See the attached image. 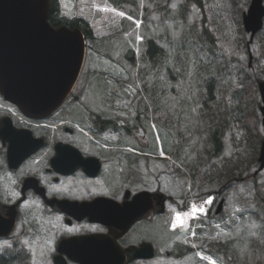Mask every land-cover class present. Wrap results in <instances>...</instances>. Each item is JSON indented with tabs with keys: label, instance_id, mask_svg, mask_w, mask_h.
Returning a JSON list of instances; mask_svg holds the SVG:
<instances>
[{
	"label": "rangeland",
	"instance_id": "1",
	"mask_svg": "<svg viewBox=\"0 0 264 264\" xmlns=\"http://www.w3.org/2000/svg\"><path fill=\"white\" fill-rule=\"evenodd\" d=\"M113 1L120 0H57L58 17L66 20L84 19L90 26L93 37L98 40L96 44L93 39L86 40L85 59L80 75L65 101V106L68 105L71 110L65 111L64 116L69 118L70 123L78 124L83 129H96L97 116L117 119L118 121H113L117 127L112 128L110 125L108 129L111 131L105 132L102 137L90 139L92 145L105 144L104 147L112 149L121 142L123 145L128 144L138 149L143 145L144 151L147 149L154 151L151 157L145 153L142 157H149L145 159L151 162L152 166L155 165V171L158 172L156 181L160 189L167 193L174 189V194H177L180 187L188 194L198 195L196 192L199 188L195 185L200 184L198 172H203L199 169L203 165L193 166L191 162L199 158L206 159V150L213 153L210 157L212 161L203 166L209 168L205 170L206 173L211 174L215 171L212 169L214 167L221 168L224 162L233 169V173L227 176L228 178L225 177L224 181L219 175L210 178V181L206 180L208 175L205 176L206 179L203 178L204 205L205 200H209L210 197H230L226 213L231 216L223 220L224 224L220 221V226H217L212 223V216L204 218L203 215V221L207 220L204 224H212V227H209L211 229L203 227V252L198 253L196 250L181 259L167 255V251L172 252L170 250L172 237L165 231L160 232L154 240L157 255L138 264H199L201 257L202 264H212V260L227 264L218 261L207 251L214 250L216 246L225 242L229 243L230 247L223 255L220 251L219 255L225 260L228 259L229 264H263L259 257L262 255L264 257V250L258 251L254 245V249L249 251V246L253 247L250 245L252 239L256 242L264 240V215L261 207L264 200V168L257 170L258 157L264 141L260 91L258 86L253 88V96L246 97L252 99V108L244 114L243 119L235 120L238 112L234 114L235 111L226 110L230 106L235 107L231 84L229 83V94L225 100L229 107L223 106L225 103L219 101L222 83L215 82L216 84L211 86V91H208L203 75V62H199V56L193 53L192 48H185L182 45L188 31L191 36L185 43L194 39L195 34L200 33L202 40L203 38L206 40L208 35L222 53L227 70L233 66L234 73L238 75L241 69L246 67L252 78L260 77L257 85L259 81L264 82V31L263 35L256 33L253 36H250L249 32L244 31V34H241L239 31L238 19L242 20V14L248 10L250 0H131V2L127 0L120 1L117 6ZM204 33L206 34L203 36ZM148 40L163 48L165 56L167 54L173 56L175 53L181 55L185 60V67L179 69L174 66L170 70H163L161 76L166 82L167 89L163 92L162 105L147 102L146 107L149 111L146 116V113H142L145 110L142 101L146 96L142 91L140 74L150 58L146 57L145 53V49L149 47ZM128 48L134 51L131 54L132 59L128 57L129 54L126 56ZM249 53L252 55L251 60ZM153 54L154 63L157 54L151 49L148 55ZM156 64L157 62L152 67ZM237 87L240 86L236 84ZM179 93L187 98H182L183 101L180 102L177 96H180ZM210 95L212 101H208ZM75 98H78V102L73 101ZM153 106L154 109H162V119L152 113ZM138 109V122L132 124L131 118L138 115ZM212 109L218 112L216 118L219 121L212 119L209 122V131L204 129L200 132L202 124L208 128L207 115L211 114L207 110ZM194 112L199 113L198 120L193 119ZM175 114L180 116L179 124L164 122L166 117L170 120L174 117L176 119ZM126 127L133 133L128 134ZM209 138H213V141L206 143ZM113 161L114 159L105 166V176L111 179L118 178V174L115 173L117 167ZM184 163L189 164L185 166ZM176 172L178 177L174 178ZM189 204L191 205V201L188 207ZM188 211L189 209L185 212ZM176 212L178 211H174L171 216L173 225L175 224L173 215L185 213L184 210H180L178 214ZM250 212H253L256 224L247 223ZM219 218L220 216L214 221H218ZM48 219L49 224L45 233H42L38 222L32 223V232L27 234L25 240L28 248L22 246L16 251L23 253L27 259L17 264H53L56 253L54 244L56 227L51 224L54 218L51 216ZM238 219L240 227L237 226ZM254 226L256 228L260 226V229L256 232ZM180 229L182 228H178ZM40 236L47 238L44 248L39 244ZM249 257L253 259L250 260Z\"/></svg>",
	"mask_w": 264,
	"mask_h": 264
},
{
	"label": "flooded vegetation",
	"instance_id": "2",
	"mask_svg": "<svg viewBox=\"0 0 264 264\" xmlns=\"http://www.w3.org/2000/svg\"><path fill=\"white\" fill-rule=\"evenodd\" d=\"M73 101L78 102V98ZM68 110L71 108L62 102L41 118L31 117L0 95V215L3 218H11L13 222L9 232L0 234V264L24 262L27 259L25 255L16 251L22 246L28 248L25 240L27 234L32 232V223L38 222L42 233H45L49 224L48 218L51 216L54 218L51 224L56 227V253L62 240L95 234L102 236L104 240L110 238L121 247L125 255L124 264H138L157 255L154 240L160 232L165 231L172 237V252L167 251V255L181 259L196 250L198 253L203 252V227H212V224H204L207 220L203 221V212L197 211L196 217L183 227H174L171 220L172 213L188 209L190 201L196 204L197 209L203 208L202 171L200 184L195 185L199 188L197 196L188 194L180 187L177 194H174V189L170 190L171 193L164 192L156 181L158 172L155 171V165L152 166L151 162L146 160L154 155V151L147 148V151H144L143 145L138 149L121 142L112 149L104 147L105 144L92 145L90 139L102 137L105 132L111 131L108 129L110 125L112 128L117 127L113 122L118 121L117 119L97 116L95 120L106 122V128L85 130L78 124L70 123L69 118L64 116ZM143 153L149 157H142ZM113 159L117 167L115 173L118 174L115 179L105 176V166ZM97 164V172L93 174ZM199 169L203 170V166ZM177 174L176 172L173 175L174 178L178 177ZM96 197L110 198L122 206L137 200L138 206L146 205L147 208L122 230L113 225L90 220L88 216L78 219L56 204L57 200L89 201ZM228 198L212 197L204 218L212 216L213 224L220 226V221L224 224L223 220L231 217L226 213ZM219 216V220L214 221ZM247 217V223L256 224L254 214L250 212ZM237 221V226L240 227V220ZM255 228L257 232L260 226ZM51 238L52 243L53 236ZM39 240V244L43 248L46 247L47 238L40 236ZM146 243L151 246L152 256L135 257L136 249ZM223 244L225 246L221 255L230 247L227 242ZM250 245L253 247L249 246V251L254 249V245L258 251L264 250V240L256 242L252 239ZM217 247L214 250L207 249L208 253L218 261L229 264L228 259L226 261L219 255ZM143 252H146L145 247ZM259 258L264 264L263 255ZM201 260L198 261L199 264L203 263V258ZM67 264L80 263L68 258Z\"/></svg>",
	"mask_w": 264,
	"mask_h": 264
},
{
	"label": "water",
	"instance_id": "3",
	"mask_svg": "<svg viewBox=\"0 0 264 264\" xmlns=\"http://www.w3.org/2000/svg\"><path fill=\"white\" fill-rule=\"evenodd\" d=\"M49 12L50 0H0V93L32 117H43L69 95L84 58L85 38L81 29L66 25L53 27L48 21ZM263 17L262 0H251L243 13L245 31L253 36L262 27ZM258 87L264 129V82L260 81ZM258 161L262 169L264 141ZM97 169L98 164L93 174ZM56 204L78 219L88 216L90 220L122 230L147 208L138 206L137 200L122 206L107 197L81 202L57 200ZM12 225L11 218L0 215V234L9 232ZM65 256L80 264L125 263L124 252L117 243L95 234L62 240L54 264H67ZM134 256L151 257V246L146 243L137 248Z\"/></svg>",
	"mask_w": 264,
	"mask_h": 264
},
{
	"label": "trees",
	"instance_id": "4",
	"mask_svg": "<svg viewBox=\"0 0 264 264\" xmlns=\"http://www.w3.org/2000/svg\"><path fill=\"white\" fill-rule=\"evenodd\" d=\"M120 1H127V0H120ZM120 1H117V2L113 1V2L117 6L120 4ZM130 2H131V0H130ZM57 14H58V2H57V0H50V12L48 15V21L53 27H58L61 25H66L68 27H79L84 34L85 40H90V39L92 40L93 39L94 44H96L98 42V40H96L93 37L90 26L88 25V23L84 19L75 18V19H70V20L67 19L66 20V18L58 17ZM238 23L240 26L239 31L241 32V34H244L243 33L244 30H243V27L241 26V20L240 19H238ZM262 31H264V26L259 31L256 32L257 35H259V34L263 35ZM206 33H204L203 36ZM200 35H201L200 33L195 34L194 39H192L188 43H185V41H188V38L190 39V36H191L190 32L188 31L187 34H185V36H184L185 38L183 37L184 40L182 42V45L185 48H187V47L192 48L193 53L195 52V55L197 57L199 56L198 57L199 62H203V75L205 77V81H206L208 91L209 90L211 91V86L216 84L215 82L220 83V84L222 83L221 84L222 86L220 88L219 101H222L225 103V104H222L223 106H228L225 100H226V95L229 94L228 93L229 92V89H228L229 83L231 84V86L233 88V93H232L233 98L232 99H234L235 107L234 106L233 107L228 106L229 108H226V110L235 111L234 114L236 112H238V116L234 119L237 121L241 120L245 117L244 114H247V111H249V109H251L253 106L252 105V99H249V98L251 96H253L252 90L254 87H257L256 82L259 80L260 77L257 78V76H256V78L255 77L252 78L250 76L249 69L246 67L242 68L238 75L236 72L234 73L233 66H231L227 70L226 69L227 63L222 58V53L219 52V48L216 47L212 38L210 36L206 35V40H205V38H203L204 40H202ZM147 45L149 47L147 49H145V53L147 54L146 57L149 56L151 59L150 58L148 59L149 61L146 64V68H144L140 74V77L142 79V89H143L142 91L144 92V94L146 96V99L142 101V103L145 107V110L142 111V113H146V116H148L147 112L149 111V108L146 107L147 102H150L151 104L156 102V103H158L159 106L162 105L161 102H163V100H162L163 92H165L167 89L166 82L163 80V78L161 76L163 70L164 69L170 70L174 66L176 68H179V69L180 68L183 69L185 67L184 66L185 60L178 53H175L173 56H171L169 54H167V56H165V53L163 51L164 49L161 48L160 46L154 44L153 41L148 40ZM180 48H182V46H180ZM151 49L157 54V55H155V56H157V58H156L157 60L154 63H153V58H152V56H154V54L148 55V53L150 52ZM133 53H134L133 49L128 48V52H127L126 56H128V54H129L130 56H128V57L132 59L133 57L131 56V54H133ZM202 53H203V55H202ZM156 62H157L156 66L152 67V65L155 64ZM153 70H155V71H153ZM178 73H179V71H178ZM149 74H151V75L148 76ZM173 75H175V74H173ZM173 78H175V77L173 76ZM226 81L228 83H226ZM233 83H234V85H233ZM236 84H238V86H240V87L236 88ZM203 91H204V89H203ZM221 91H222V93H221ZM186 94H187V92H186ZM177 96H178V99L180 100V102L183 101L182 98H185V99L187 98L186 96L185 97L181 96V94H180V96L179 95H177ZM211 96L212 95L209 96L208 101H212ZM246 97H249V98H246ZM216 105H219V104L216 103ZM207 106H208V104H206V107ZM219 107H220V105H219ZM215 108H217V107H215ZM217 109L220 110L219 108H217ZM207 111L211 114V115H207L208 128L207 127L205 128V126H203V124H202L201 127L199 128L200 132L203 131L204 129H207L209 131V128H210L209 122L212 119H215V121L218 120L216 118L217 117L216 113H218L217 111H215L214 109L207 110ZM152 113H154L155 116H158L159 118L162 119V117H161L162 113H163L162 109L157 110V109H154V106H153L152 107ZM137 114L138 115L131 118L132 124H136L138 122L139 109L137 110ZM198 114H199L198 112H194L192 114L194 120L199 119ZM203 116L204 115H202V117ZM176 117H177L176 119L174 117V119H171V120L166 117V119H164V122L165 123L171 122L172 124H176V123L179 124L178 120L180 119V116L177 114ZM95 122L97 123V125H96L97 129H104L107 126V123L104 121L100 122V121L96 120ZM212 123H213V121H212ZM235 125H237V124H235ZM126 129H127L128 134L133 133V131L130 128L126 127ZM212 135L214 136V133ZM212 141H213V138L212 139L209 138V139H207L206 143H211ZM215 150H216V148H215ZM206 153H207L206 159L199 158V160H193V162H191L192 165L193 166H202V165L204 166L205 164H208L209 161H212L210 159V157H211V154L213 155V153H211L209 150H206ZM215 155H216V153H215ZM177 157H178V155H177ZM177 157L175 156V158L177 160H179V158H177ZM184 164H185V166H187L189 163H184ZM221 168H218V167L212 168L215 171H213L211 174L206 173L204 170L202 172L203 178H205V176L208 175L207 179L206 178L205 179L210 181L211 180L210 178H213V177L219 175V177L222 179V181H224V179L228 178L229 175L233 173V169H231L227 164H225V162L222 163ZM220 169H221V171H219ZM197 172H198V170L196 171V173ZM240 172H242V171L240 170ZM198 177H200V171L198 172ZM224 246H225L224 244L218 245L217 250L222 251Z\"/></svg>",
	"mask_w": 264,
	"mask_h": 264
},
{
	"label": "snow or ice",
	"instance_id": "5",
	"mask_svg": "<svg viewBox=\"0 0 264 264\" xmlns=\"http://www.w3.org/2000/svg\"><path fill=\"white\" fill-rule=\"evenodd\" d=\"M121 15H122V14H121ZM211 202H212L211 199L205 201V203H211ZM197 211H199V212H203V209H202V208L197 209V208L193 207V212L195 213V212H197ZM183 224H184V220H183V218H182L180 215H177V216H176V222H175V224H174V227H175V226H182ZM93 231H95V229H93Z\"/></svg>",
	"mask_w": 264,
	"mask_h": 264
},
{
	"label": "bare ground",
	"instance_id": "6",
	"mask_svg": "<svg viewBox=\"0 0 264 264\" xmlns=\"http://www.w3.org/2000/svg\"><path fill=\"white\" fill-rule=\"evenodd\" d=\"M193 207H195V206H191L189 208V211L188 212H185V213L182 212V214H180V216L184 220V223H186L189 218L195 217V215H196L197 212H195V213L193 212ZM174 216H175V220L174 221L176 222V216L177 215H174Z\"/></svg>",
	"mask_w": 264,
	"mask_h": 264
}]
</instances>
